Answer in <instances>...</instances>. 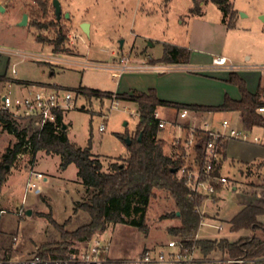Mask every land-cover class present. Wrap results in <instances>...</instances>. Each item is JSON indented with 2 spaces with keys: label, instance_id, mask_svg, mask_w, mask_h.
<instances>
[{
  "label": "rangeland",
  "instance_id": "1",
  "mask_svg": "<svg viewBox=\"0 0 264 264\" xmlns=\"http://www.w3.org/2000/svg\"><path fill=\"white\" fill-rule=\"evenodd\" d=\"M58 1L61 17L57 21L52 0H2L0 52L7 54L9 62L6 74L1 73L0 77L8 76L25 83L33 92L40 87H51L79 94L74 109L63 114V124L67 127L65 135L69 143L82 149L89 147L104 170L115 158L128 157L126 139L135 137L138 124L136 104L121 100L117 93L137 90L143 84L152 83L157 76L148 70L145 62L132 61L146 57L159 60L166 46H186L192 35L197 41L204 42L202 46L211 48L213 56L229 57L231 65L264 66V0H230L237 15L235 29L227 34L199 24L214 21L219 15L213 3L207 2L202 19L194 18L193 9L206 3L203 0ZM192 1L193 8L188 11L186 7ZM38 2L46 4V11L43 12ZM23 14L27 15V24L19 27L17 24ZM64 14L69 17L65 18ZM84 22L90 25L88 36L80 29ZM57 37L63 39L60 50L54 52L53 43ZM121 59L130 61L120 63ZM124 65L127 69L119 72L117 66ZM12 67L15 75L11 74ZM163 67L169 68L167 65ZM113 73L117 76L114 77ZM182 80L181 86L172 90L173 94L191 99L205 96L201 83L194 87V84L185 82L186 79ZM81 88L96 91L100 96L88 98L80 92ZM204 117L208 123L213 122V127L219 125V129L221 121L229 119L223 113ZM27 121H17L18 126L22 128ZM101 126L104 129L99 131ZM231 126L242 129L234 120ZM247 133V141L229 140L227 143L264 148V139L259 143L252 141L254 136L264 137L261 136L264 131L254 129ZM15 142V137L0 125V165L4 153ZM227 151L224 175L228 183L219 200L211 202L207 198L202 202L199 209L202 220L196 235L199 241L226 240L232 243L253 234L245 230L231 231L229 221L239 211V203L246 200L245 194L254 191L258 195L257 186L264 180V170L256 165H238L252 163L250 160L255 149L242 150L238 146L232 149L231 146ZM260 157L264 158V155ZM231 162L234 165L230 167ZM3 166L7 167L0 184V246L3 254L27 257L40 246L60 242V232L50 220L61 225L66 232L88 222L84 211L73 212L76 204L89 198L78 182L73 164L63 168L59 156L40 151L34 157L27 153L18 155L12 165ZM30 171L43 175V179L37 182L40 191L36 194L26 191ZM232 186L238 190L233 192ZM154 193L155 197L145 208L142 228L118 223L110 224L105 232L98 233L109 242V256L127 260L146 249L158 248L177 239L168 231L180 226L177 218L170 217L176 210L173 200L166 193ZM135 205L132 202V207ZM27 210L31 211L30 216L25 214ZM139 218L140 213L131 214L125 220L138 221ZM259 221L264 224V216ZM11 236L17 238L16 243H12ZM194 256L197 264H230V260L218 253L207 259L196 250Z\"/></svg>",
  "mask_w": 264,
  "mask_h": 264
},
{
  "label": "trees",
  "instance_id": "2",
  "mask_svg": "<svg viewBox=\"0 0 264 264\" xmlns=\"http://www.w3.org/2000/svg\"><path fill=\"white\" fill-rule=\"evenodd\" d=\"M169 1V0H165ZM202 1V0H201ZM215 4L223 16V21L228 22L233 17V11L228 0H203ZM40 8L46 11V4L38 2ZM196 15L200 14L199 7L194 8ZM230 24V23H229ZM228 24V25H229ZM62 39L57 37L53 43V51L60 50ZM188 52L174 46H166L163 56L159 60H149V63L160 62L175 64L179 61H187ZM227 82L235 86L240 98L232 100L225 95L223 102L217 107H194L170 104L157 98L156 92L149 89L147 92H132L117 95L121 100L134 102L137 106L138 124L135 137L130 139L127 145L128 157L126 159L115 158L108 165L107 170L98 158L90 153V148H79L66 138L62 130L63 116H57L56 126L47 124L41 131L37 130L33 122L27 121L22 128L18 122L12 120L5 114H0V125L8 133L15 137L16 142L6 150L0 165V184L5 177L4 164L12 165L18 155L30 154L32 157L37 152L54 154L61 158V166L66 168L73 164L77 169L79 184L89 198L76 204L73 209L82 210L88 215V222L74 231H63L61 225L54 221L49 222L60 232L61 241L58 243L43 245L38 248L40 257L43 259H63L68 253V248L76 243L90 241L96 234L106 231L110 224H132L142 228L144 226V211L148 202L155 197V191L166 193L175 206V212L170 217L179 220L180 226L169 228V234L179 239L188 247L195 245L202 257L206 258L211 253H220L228 260H244L242 264H264V224L259 218L264 216V180L257 186L258 195L254 201L243 206L229 221L230 230L251 231L250 237L241 238L236 242L226 240L199 241L196 240L198 228L202 215L199 212L202 202L206 196L191 193L183 181L177 177V172L183 166L191 169L196 167L202 170L205 162V145L208 136L200 131L194 130L192 134L196 143L192 148L193 159L185 164V152L182 144L179 145L181 152L178 157L170 158L164 153L165 143L157 138L160 131L158 121L154 118L156 109L160 106L172 105L178 110L185 108L194 111H235L239 113L241 128L250 131L253 128H264V115L258 114L256 109L264 106V88L258 86L255 93H250L245 82L235 73L229 74ZM80 92L86 97L100 96L96 91H86L81 88ZM141 135L140 142L137 141ZM189 135L190 132L188 131ZM187 139V138H185ZM184 139V140H185ZM183 140V141H184ZM220 163L215 167L214 175H218L220 164L225 159L226 144L222 147ZM172 170H177L173 173ZM220 187L216 188V191ZM132 202L136 205L132 207ZM179 213L176 216V213ZM140 213L138 221L132 219L126 221L131 214ZM165 218H169L166 216ZM67 223V222H66ZM257 233L259 235H257ZM9 255L6 256L8 258Z\"/></svg>",
  "mask_w": 264,
  "mask_h": 264
},
{
  "label": "built area",
  "instance_id": "3",
  "mask_svg": "<svg viewBox=\"0 0 264 264\" xmlns=\"http://www.w3.org/2000/svg\"><path fill=\"white\" fill-rule=\"evenodd\" d=\"M15 54L19 55L18 52ZM121 59L120 63H125ZM214 65H226L225 58H216ZM127 69L126 65L117 70ZM167 69L158 67L155 71L165 72ZM264 70V68H262ZM11 74L15 75L14 67ZM113 76H117L113 73ZM19 93H18V92ZM23 91V93H22ZM80 93V92H78ZM77 93L62 90L61 88L40 87L37 91H32L25 83L18 82L10 77H0V114H5L15 121L28 120L33 122L37 130L41 131L47 124L56 126L57 116L73 110L77 98ZM180 118H185L188 110L182 108L179 110ZM258 114L264 115V106L256 109ZM159 128L164 124L158 123ZM104 128L101 126L99 131ZM190 130V135L183 141V147L193 148L196 140ZM204 132L209 140L205 145V162L202 170L193 167L191 169L183 166L177 172V177L181 179L184 185L191 193L206 196L210 198L216 195L217 187H223L228 180L221 175H214L215 167L220 163L221 152L224 144L229 140H248V133L245 130L233 128L228 121L223 120L220 129L211 130L207 126L200 130ZM179 141V140H178ZM253 143H259L257 137L252 138ZM43 179V175L36 171H30L26 181V191H33L35 194L40 191L37 182ZM1 213V212H0ZM12 243H16L17 238L11 236ZM110 245L107 240L98 234L90 241L85 243H76L68 248V253L63 259H43L40 257L39 250L36 248L27 257L5 255L0 251V264H196L194 252L197 250L193 244L186 246L179 239L169 240L164 246L158 248L146 249L134 258L127 260H113L109 256ZM9 255L8 258L6 256ZM244 260H230V264H242Z\"/></svg>",
  "mask_w": 264,
  "mask_h": 264
},
{
  "label": "crops",
  "instance_id": "4",
  "mask_svg": "<svg viewBox=\"0 0 264 264\" xmlns=\"http://www.w3.org/2000/svg\"><path fill=\"white\" fill-rule=\"evenodd\" d=\"M228 1L230 3V0ZM193 3L194 2L192 1L186 7L188 11L192 10ZM206 4L207 3L200 4V7H199L200 14L196 15L194 18L202 19L204 17L205 13L202 10L203 8H205ZM1 5H2V0L0 1V8L3 9ZM230 5H231V9L234 14H233L232 19L228 22V24L230 23L229 25L227 24V21H228L227 19L225 20V22L223 21L222 13L220 12V10L218 9L216 5L215 6H216L217 11H219V15L215 18L214 21L207 22L205 20L206 22H201V23H199L198 21L197 22L199 24H202L203 27L216 30L218 33L227 34L229 30L235 29V24H236L235 20H236V15H237V11L233 9V6L231 3ZM201 43H204V42L203 41L199 42L197 41V39H195V37L190 35L186 46L171 45V46H174L180 49H185L188 52L186 63H184L183 61H179L178 63H175V64H170V63L168 64L164 62L151 64L149 63V60L151 59L158 60L152 57H146L147 59H142V60L140 59V60L132 61L134 63H139V64L141 62H145L146 63L145 66L148 68V70L151 73L157 74V76L153 79L152 83L150 82L147 84H143L141 88H138L137 90L134 89L132 91L131 90L128 91L127 93L126 92H122V93L130 95L132 92L145 93L149 89H153L155 90L156 96L159 100L170 103V104H177V105H183V106H194V107H198V106L217 107L222 104L225 95L230 97L232 100H238L240 98L237 88L227 82L229 74L231 72L237 74L245 82L247 90L252 94L255 93L258 86H260L261 88H264V70H262L264 66L259 67L258 65H233V64L231 65L229 64V61L231 60L229 59V57H227L226 55L213 56V53L210 50L211 48L207 49L204 46H202ZM3 54L4 53L0 52V74L5 73V71L7 70L8 62H9V57L5 56L7 54H4V55ZM216 58H225L226 65L224 66L214 65L213 60ZM127 61H130V60L126 59V62ZM162 64H164L163 66L165 65L169 66L170 69L160 66ZM119 67L121 66H117V69ZM158 67H163L167 70L165 72L155 71V69ZM182 79H186L185 82H190L189 85L194 84V87L196 84L201 83L205 91V96L203 97L201 96L202 98H199V99L198 98L191 99L189 97H183V96L179 97L173 94L174 92H172V90L179 88V86H181ZM118 94L119 93H117V95ZM179 113L180 112L178 108L172 105L160 106L156 109L154 113V118L158 122H162L164 124V126L160 128V131L157 134V138L162 140L165 143L164 153L170 158H176L179 156L181 152L179 145L182 144L185 138L189 137L190 134L188 135L187 132L188 131L190 132L191 129L203 130L205 126L215 131L219 129V125L218 127H213L214 125L212 121L211 123H208L204 115L210 116V115H214L217 113H223L225 116L229 118V119L224 118L223 120L228 121L229 124L230 123L232 124V121L234 120L241 127L239 113L235 111H203V112H200V111H194V110L188 109V114L185 118H180ZM180 120H184V121L182 122ZM254 129H257L259 131H264V128H253L252 130L249 131V133L252 132ZM261 136H264V135H261ZM254 137H257V136H254ZM258 139L259 140L264 139V137H258ZM230 143H231L230 145L229 143L226 144L225 159L219 166V170H218L219 175L227 179V177L224 175V169H225L224 162L228 154L227 150L231 146H232V149H234L237 146L238 148L241 147L242 150L249 149V148L255 149L256 151L255 155L250 160V162L252 163L248 164L245 162V164L240 163L238 165H244V166L256 165V167H259L260 170L261 169L264 170V158L260 157L264 155V148H257L255 144H254L255 146L252 147L247 144H236L235 142H230ZM182 149L185 152V155L183 157H184V162L187 165L192 161L194 151L192 148L182 147ZM232 165H234L233 162H231L229 166L231 167ZM225 188L226 186L220 187L217 190L216 195L209 198L211 202H215V200H219L220 195L224 191ZM231 190L233 192H236L238 190V187L232 186ZM245 196H246V200L245 201L243 200V202L239 203L240 205L239 211L243 208V206L252 203L256 195L254 194V191H253L252 193L249 192V194H245ZM0 251H2L1 246H0ZM212 254L214 253H211L210 255ZM210 255L206 258L209 259ZM110 258L113 260H121V259H117L111 256Z\"/></svg>",
  "mask_w": 264,
  "mask_h": 264
},
{
  "label": "water",
  "instance_id": "5",
  "mask_svg": "<svg viewBox=\"0 0 264 264\" xmlns=\"http://www.w3.org/2000/svg\"><path fill=\"white\" fill-rule=\"evenodd\" d=\"M52 7L54 9V15L56 17V20L57 21L60 20V17H61V6H60V2L58 0H52ZM64 17L65 18H68L69 16H68V14H64ZM26 24H27V15L26 14H23L21 21L18 23V26L19 27H24ZM80 29H81V31L85 35H87V36L89 35V25L87 23L80 24ZM120 45H122V42H120ZM66 128H67L66 125L63 124L62 130L65 131ZM141 135H142L141 133L138 135V138H137V141L138 142H140V140H141ZM126 144L127 145L130 144V139H126ZM6 169H7V167H6ZM172 172L173 173H176L177 170H172ZM25 214L27 216H30L31 211L30 210H27L25 212ZM178 215H179V213L177 212L176 213V216H178Z\"/></svg>",
  "mask_w": 264,
  "mask_h": 264
}]
</instances>
